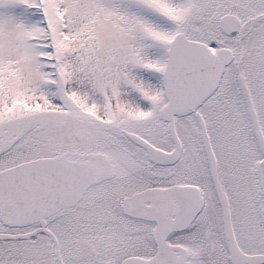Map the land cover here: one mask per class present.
Returning <instances> with one entry per match:
<instances>
[{"label": "snow or ice", "instance_id": "snow-or-ice-1", "mask_svg": "<svg viewBox=\"0 0 264 264\" xmlns=\"http://www.w3.org/2000/svg\"><path fill=\"white\" fill-rule=\"evenodd\" d=\"M0 264H264V0H0Z\"/></svg>", "mask_w": 264, "mask_h": 264}]
</instances>
